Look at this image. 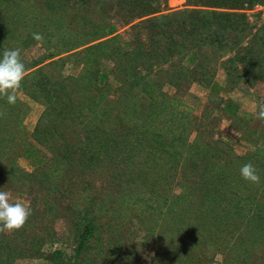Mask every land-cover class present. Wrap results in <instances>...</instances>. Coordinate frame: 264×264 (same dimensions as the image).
<instances>
[{"label":"trees","instance_id":"obj_1","mask_svg":"<svg viewBox=\"0 0 264 264\" xmlns=\"http://www.w3.org/2000/svg\"><path fill=\"white\" fill-rule=\"evenodd\" d=\"M261 1L185 0L189 7L162 13L166 0H0V57L5 49L23 51L35 43L42 47L35 58L27 60L21 54L27 74L15 93L16 103L0 98V189L26 193L24 188H14L15 180L21 179L17 182L28 187L31 177L24 181L23 176L18 177L19 170L9 168L19 155L27 157L33 172L52 159L63 164V175L57 173V179H50L46 186L42 185L47 178L39 184L48 192L63 189L67 195L63 210L73 221L71 253L47 252L44 258L51 264H91L90 250L102 239V230L108 228L111 236L115 228L123 226V218L138 224L144 245L146 241L157 244L148 264H197L192 251L198 248L208 252L209 263L218 255V264H264V132L257 147L238 154L219 138H203L198 127L194 128L195 116L178 111L179 96L164 98L159 85L146 79L157 63L174 67L173 72L164 70L165 80L174 87L193 73L192 79L218 98L219 105L222 100L221 112L235 120V105L228 98L220 99L219 93L238 84L249 88L261 81L264 86V22L251 24L242 11ZM35 9L42 16L39 23L29 15ZM137 19L131 26L145 25L147 45L138 34L121 44L118 29ZM52 28L60 29V34L53 35ZM33 33L41 34L43 40L33 39ZM75 48L79 49L63 56V61L79 56L78 73L52 79L48 67L55 61L52 58ZM224 53L231 54L220 62L224 82L219 84L206 62ZM174 55H180L178 61L189 66L171 64ZM44 60L48 61L42 63ZM101 63L110 65L118 80L114 96H110L111 87L102 82ZM133 89L143 96L141 101L122 103ZM20 93L44 106L37 123L54 113L53 103L62 105L58 114L63 112V129L66 122L78 124V113L84 110V141L74 147L64 140L63 146L52 145V133L39 131L36 124L32 142L20 143L16 133L28 110ZM136 108L141 120H125ZM163 109L168 118L161 128L156 118ZM117 110L124 112L122 118L112 116ZM190 129L195 134L187 142ZM145 143L149 148L144 163L132 160ZM116 159L126 169L125 176L113 164ZM249 162L260 176L259 184L240 176V168ZM95 171L107 175L106 181L116 193L99 196L104 186L97 195L89 191L93 184L85 175ZM47 198V194L43 196L45 213L59 205L56 198ZM119 239L116 233L115 243ZM31 241L41 244L44 239L33 236ZM185 242L188 245L181 248ZM17 246L14 240L10 251ZM255 249L259 250L258 261L251 256ZM116 253L108 258L111 264H128L127 259L117 262Z\"/></svg>","mask_w":264,"mask_h":264},{"label":"rangeland","instance_id":"obj_2","mask_svg":"<svg viewBox=\"0 0 264 264\" xmlns=\"http://www.w3.org/2000/svg\"><path fill=\"white\" fill-rule=\"evenodd\" d=\"M186 7L189 6L185 5V0H166L165 9L162 13ZM29 15L36 23H39L38 21L42 20V16L39 14L38 9H35ZM246 16L247 21L253 25L257 26L264 22V19H262L258 13H246ZM137 21L138 19L131 22V24H127L118 29L121 44L122 42L131 39V37L135 34H138L143 44L147 45L148 39L146 35L148 30L145 25L143 24L141 27H139V25H136L135 27L131 26ZM50 32L53 33V35H58L61 30H54L52 28ZM245 40L246 38L243 39L242 44H245ZM78 49L79 48H75L69 52L62 53L52 58V60L55 61L48 66L49 72L54 75L52 76V79L60 80L62 76L75 75L78 73L79 56L73 55L63 61V56L72 54L71 52H75ZM41 52V45L35 43V45L31 48L21 51V54L25 59L29 60L31 57H37L41 54ZM230 54L231 53H224V55H219L218 58H211L206 62V64H208L207 66H209V68H213L215 71L213 78L219 84H223L224 82V71L222 70L223 64L220 62L230 56ZM59 57L62 59L57 61L56 59ZM179 58L180 55H174L170 61L171 64H175L177 62L178 64L188 65L186 62L178 61ZM47 61L48 60H44L42 63H46ZM152 68L153 71L148 75V77H146V79L154 80L156 84L159 85L158 87L160 88V91L158 92L164 95V98H170L175 94L179 96L178 101L181 103V106L178 107V111H184V113L188 114L190 117L195 116L194 128L198 127V132L200 131L203 138L208 136L211 137L210 139L219 138L223 142L229 144L234 152L238 154H244L248 151H252L258 146L257 140L259 139V135L264 132V123L259 121L255 115L256 106L260 103H264V86L261 81L249 88L246 85L238 84L236 88L220 91V99L228 98L235 105L236 119L232 120L221 112L220 108L222 100H220L221 103L219 105L218 98L215 99V97H211L205 88L201 87L195 79H192L194 76L193 73H191L185 82L181 80L180 85H178V87H174V85L169 84V82L165 80V72H173L174 67H169L166 62L157 63ZM165 69L166 71H164ZM99 73L105 76V80L102 82L107 83L111 87L110 96H114V87L118 85V80L115 78L116 75L110 72V65L101 63L99 66ZM99 82L101 83V81ZM175 89H177L176 92H174ZM136 92L137 89L129 91L123 96V100L120 101L129 105L138 104L143 96L138 95V93L136 94ZM87 95L93 96L94 93L88 92ZM19 96L28 108L26 114L21 117L22 125L16 133V138L20 143L32 142L30 135L36 124H38L39 131L49 130V132L52 133V145H57L58 147L63 146L64 140L68 145L74 147L76 144H81L84 141L83 123L87 118L84 110L78 113V124L72 125L66 122L63 129V112H61V115L58 114V111H61L59 109L62 107L61 104L57 106L53 103L51 107L55 110L54 113L48 114L49 116L37 123L40 115H42L44 106L38 101L30 99L21 93ZM77 101L78 100H74V102ZM165 111L166 109L161 110L157 114L156 118V121L159 122V126L161 128L165 126L162 125L161 122L167 120L168 118L167 114L164 113ZM72 112L74 117H76L77 110L73 109ZM123 115L124 112L120 110L112 111L113 117L122 118ZM130 115L131 116L128 117V119H125L129 120L128 122H139L142 117L140 110L137 108L132 111ZM82 117L85 118L84 121L81 122ZM168 123L169 122H166V124ZM63 130L65 131L64 136ZM142 130H146V127L142 128ZM194 134L195 131L190 129L186 136L187 142H190L193 139ZM148 148L149 144H143L142 149H140V154L134 155L132 160L144 163L143 160L147 158L146 152ZM51 161H53V159ZM51 161H49L44 168H39L38 170L40 171L34 172L32 165L27 160L26 156L19 155L9 164V168L20 171L18 175L19 178L23 176V180L26 181L28 180L27 178L31 177V181L27 185L28 187H22L21 183L17 182H20L21 179L18 180L16 178L17 180H15L16 184L14 185V188H24L26 193H18V190L10 191L8 188L0 189V191H7L10 193V202H21L30 205L31 215L28 217L25 225L21 229L13 231L11 234L0 233V264H51V262L44 258V255L47 252L53 249H60L65 254L71 253L73 244L71 242L69 230L73 226V221H70V218L67 217L63 210L67 200V195L63 194V189L57 192H48L47 190L41 188V185H39L40 181L45 178H47L46 183L42 186H46L47 183L50 184V179H57V173L59 174V177L63 175V164ZM119 162L120 159L113 160V164L117 165L120 168V173H123L122 176H125L126 169H123L122 166L119 165ZM130 169L133 168L130 167ZM40 172H45L46 175H41ZM134 175L136 176L137 173ZM144 175H146L145 172H143V176ZM85 178L87 180H92L93 186L92 189L89 190L91 193L94 192L97 195L100 190V186H104L106 189L103 187V193L99 196L105 195V193H116V189L112 188L106 181L108 177L103 172L95 171L94 173L92 172L85 175ZM72 179L74 180V177H72ZM129 190L131 192H135L132 189ZM46 194L48 197L47 199L52 198L51 201L56 198L59 201V205L56 207L54 206L52 208V212L45 213L43 208V196H46ZM117 206L118 204L115 205V207ZM122 222L123 226L120 229L115 228L116 231L111 236L110 234L112 232H110L108 228L102 230V239L97 241L94 244V247L90 250V256L92 258L91 264H111V260H108V258H111V252L113 251H117V262L122 259H127L128 264H131V262L132 264L149 263V256L154 255V251L158 249L157 244L153 245L151 242L146 241L144 245L143 241H141L143 238L138 224H135V222H128L124 218L122 219ZM52 232L55 233V236L53 237L50 234ZM116 233L119 234L120 238L117 243H115ZM33 236H39V238H43L44 241L41 244L38 242L35 243L31 241ZM14 240L18 244L17 249H12V251H10V246H12V242ZM115 244L118 245L115 246ZM187 245L188 242H185L181 248ZM252 252V258L257 259L259 256V250L255 249ZM192 256L193 260H197V264H218L220 260V257L215 255L212 263H209L208 252L202 253L199 248L192 251ZM9 258L11 259L8 260ZM256 261H258V259Z\"/></svg>","mask_w":264,"mask_h":264},{"label":"clouds","instance_id":"obj_3","mask_svg":"<svg viewBox=\"0 0 264 264\" xmlns=\"http://www.w3.org/2000/svg\"><path fill=\"white\" fill-rule=\"evenodd\" d=\"M32 35L33 39L37 41L43 40L41 34L33 33ZM26 74L21 50L19 48L5 49L0 57V98H6L8 104H15L17 100L15 93L21 87V82ZM255 115L259 121L264 123V103L256 106ZM239 172L243 180L252 184L260 183V176L251 162L244 164ZM30 215V205L10 202V193L0 191V233L11 234L13 231L21 229Z\"/></svg>","mask_w":264,"mask_h":264},{"label":"built area","instance_id":"obj_4","mask_svg":"<svg viewBox=\"0 0 264 264\" xmlns=\"http://www.w3.org/2000/svg\"><path fill=\"white\" fill-rule=\"evenodd\" d=\"M242 11L246 13H258L259 16L264 19V0L259 3H254L249 7L244 8Z\"/></svg>","mask_w":264,"mask_h":264}]
</instances>
